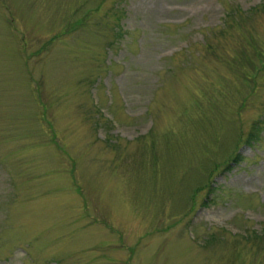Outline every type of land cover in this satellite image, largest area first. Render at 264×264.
I'll return each mask as SVG.
<instances>
[{
  "label": "rangeland",
  "instance_id": "rangeland-1",
  "mask_svg": "<svg viewBox=\"0 0 264 264\" xmlns=\"http://www.w3.org/2000/svg\"><path fill=\"white\" fill-rule=\"evenodd\" d=\"M263 222L264 0H0V264H264Z\"/></svg>",
  "mask_w": 264,
  "mask_h": 264
},
{
  "label": "trees",
  "instance_id": "trees-1",
  "mask_svg": "<svg viewBox=\"0 0 264 264\" xmlns=\"http://www.w3.org/2000/svg\"><path fill=\"white\" fill-rule=\"evenodd\" d=\"M260 6H262V5H260ZM231 11L235 15L238 14V17H243V16H247L248 15V13L246 11H239V13H237L238 11H236L235 9H231ZM256 122H253L252 125L250 126V128L248 129L246 137L247 138L250 137L249 139H253L254 137H256V134L259 131V130H257ZM249 139H246V140H249ZM244 238L247 239V240H251V241H254V239L255 240L264 239V222H263V225L260 226L259 229H252V232L251 233H247V235H245Z\"/></svg>",
  "mask_w": 264,
  "mask_h": 264
}]
</instances>
